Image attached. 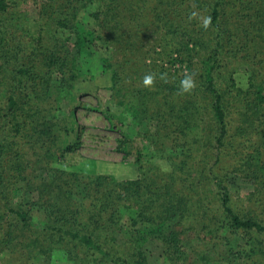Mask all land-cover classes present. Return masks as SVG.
<instances>
[{
    "label": "trees",
    "instance_id": "obj_1",
    "mask_svg": "<svg viewBox=\"0 0 264 264\" xmlns=\"http://www.w3.org/2000/svg\"><path fill=\"white\" fill-rule=\"evenodd\" d=\"M96 55L113 97L149 122L134 179L71 169L79 126L60 104ZM11 258L264 264V0H0V264Z\"/></svg>",
    "mask_w": 264,
    "mask_h": 264
},
{
    "label": "rangeland",
    "instance_id": "obj_2",
    "mask_svg": "<svg viewBox=\"0 0 264 264\" xmlns=\"http://www.w3.org/2000/svg\"><path fill=\"white\" fill-rule=\"evenodd\" d=\"M84 62L90 73L85 80L76 84L71 94L63 97L61 111L58 114L63 116L66 110L75 107L80 140L76 152L71 154L70 159L75 162V167L71 169L110 175L118 180L134 179L137 176V169L133 165V150L141 148L144 144L141 135L144 129H149V122L144 120L142 124H137L135 121L137 118L134 119L130 110L122 104L129 97H113L109 74L101 72L97 55L85 59ZM237 82L243 85L244 75H238ZM135 85L137 90L147 91V85L138 82H135ZM102 111L109 112L111 124L103 117ZM122 135L128 139V147L132 152L126 161L122 160L117 150L119 143L123 141ZM238 186L241 190L246 189L242 182H239ZM22 261L11 258L5 261V264H21ZM50 264L72 263L57 258Z\"/></svg>",
    "mask_w": 264,
    "mask_h": 264
},
{
    "label": "clouds",
    "instance_id": "obj_3",
    "mask_svg": "<svg viewBox=\"0 0 264 264\" xmlns=\"http://www.w3.org/2000/svg\"><path fill=\"white\" fill-rule=\"evenodd\" d=\"M210 17H207L204 19L203 24L204 27H207L210 22ZM154 80V74H146L143 78V83L145 85H151ZM182 90L184 92H189L191 89L195 87L194 78L191 74H188L184 77V79L181 81Z\"/></svg>",
    "mask_w": 264,
    "mask_h": 264
}]
</instances>
